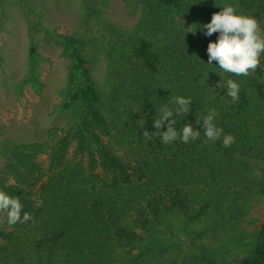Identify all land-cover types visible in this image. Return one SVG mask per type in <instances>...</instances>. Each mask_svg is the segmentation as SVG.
<instances>
[{"label": "trees", "instance_id": "16d2710c", "mask_svg": "<svg viewBox=\"0 0 264 264\" xmlns=\"http://www.w3.org/2000/svg\"><path fill=\"white\" fill-rule=\"evenodd\" d=\"M81 1L94 17L109 3ZM123 2L138 12L136 24L111 27L101 42L51 31L68 62L50 113L64 127L39 141L0 132V190L33 217L0 224V264H264V54L248 77L225 73L207 65L219 33L201 27L228 4L264 29V0ZM37 68L30 63L27 82L40 94ZM228 79L240 84L236 102ZM174 96L193 102L174 117L176 130L188 123L199 139L146 141L143 131H156L158 108ZM210 109L235 137L230 147L197 124Z\"/></svg>", "mask_w": 264, "mask_h": 264}, {"label": "rangeland", "instance_id": "374dc122", "mask_svg": "<svg viewBox=\"0 0 264 264\" xmlns=\"http://www.w3.org/2000/svg\"><path fill=\"white\" fill-rule=\"evenodd\" d=\"M138 12L123 0H109L101 17L88 15L81 0H0V132L24 141H39L64 127V117L50 114L63 87L67 60L51 31L57 29L101 42L111 27L132 29ZM38 65V94L30 63ZM101 78L103 65L97 64ZM32 75V76H31ZM1 164V161H0Z\"/></svg>", "mask_w": 264, "mask_h": 264}, {"label": "clouds", "instance_id": "9594fccd", "mask_svg": "<svg viewBox=\"0 0 264 264\" xmlns=\"http://www.w3.org/2000/svg\"><path fill=\"white\" fill-rule=\"evenodd\" d=\"M201 27L206 30L204 31L206 36L210 37L214 33H219L217 41L208 44L207 65L215 61L220 70L238 77H248L260 67L261 56L264 54V29L261 28L257 19L237 14L236 7L226 4L222 11L212 15L210 23ZM206 75L208 77V73ZM226 86L227 95L232 98L233 102L238 101L241 91L240 84L233 79H228ZM217 87H222V84H218ZM192 103L190 97L174 96L169 98L167 104H161L153 121L156 131L154 133L143 131L145 140L148 141L153 136H158L165 144H171L177 140L188 144L199 139L201 132L194 131L188 123H185L179 131L175 128L177 119L174 117L186 116L190 112ZM217 115L215 109H210L202 121L196 120V122L198 125L202 122L203 133L207 140L216 141L223 136V146L230 147L235 142V137L231 134L224 135L223 129L216 126ZM166 121L167 130L161 131ZM37 204H42V201H37ZM22 210L23 204L19 197L0 190V224L4 223L5 218L8 225H15L18 222L25 223L33 219L29 212H23L21 216Z\"/></svg>", "mask_w": 264, "mask_h": 264}]
</instances>
